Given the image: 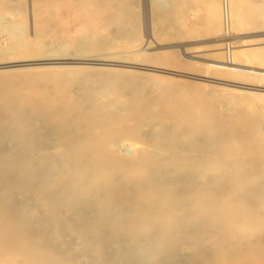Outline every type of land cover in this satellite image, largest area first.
Instances as JSON below:
<instances>
[{
    "label": "bare ground",
    "instance_id": "bare-ground-1",
    "mask_svg": "<svg viewBox=\"0 0 264 264\" xmlns=\"http://www.w3.org/2000/svg\"><path fill=\"white\" fill-rule=\"evenodd\" d=\"M48 1L0 0V264H264V107L126 73L128 55L58 53L57 27L99 1ZM218 2L201 64L264 82L248 47L264 34L238 32L251 1ZM33 40L47 52L21 56Z\"/></svg>",
    "mask_w": 264,
    "mask_h": 264
},
{
    "label": "rangeland",
    "instance_id": "rangeland-1",
    "mask_svg": "<svg viewBox=\"0 0 264 264\" xmlns=\"http://www.w3.org/2000/svg\"><path fill=\"white\" fill-rule=\"evenodd\" d=\"M21 1L22 7H24L26 0ZM42 1L44 0H40V2ZM77 1L82 2V0H76V2ZM98 1L101 4H103L102 2L104 1V6L101 7V4L97 2V6L99 7H90L91 13L89 12V14L83 12L84 9H81L82 11L76 9L71 13L72 15L68 18L67 22H62L60 26L57 27L58 29H56V31L58 30L59 32H55V34L58 33L56 34V37L59 35L60 38H63L62 42H66L67 45L65 43L64 46L61 42L62 48H59L60 44H58V49L56 47H51L50 50H52V48L54 50L55 48L58 53H74L77 56H83L86 54L87 56L92 54L100 55L102 52V54L113 52L128 55L130 61L134 62V64H128L123 67L119 66L121 70L127 69L128 71L124 70L126 73L129 71L131 73L132 71L139 76H146L145 78H156L164 83H177L184 87H196L199 91L203 92L210 91L216 96L217 94L222 95L229 100L228 105L230 108L235 106L234 102L231 100L236 97L241 101V106L243 107L248 103H253L256 108L257 106L258 108L264 107V96L262 95L264 94V82H260L259 84V82L256 81V79L253 80V78H235L240 82L252 84L249 86L237 83L239 85L238 87L235 83L233 84L231 82V84L228 81L215 79L218 77L220 78L221 76L211 70H207V68L201 64L204 62L201 57H215L212 51H210L212 44H209L208 41H211L217 34L210 27H202L204 23H207L209 16L211 17L212 15L210 11L213 10L210 7H212L211 3H213V0H156L155 2H151L152 13L149 12L150 14L146 12L149 0ZM218 1L220 0H215L214 4L216 6H218ZM249 1H251L247 2L249 7L248 5L246 7V9L249 8L247 11L248 14L246 12V18H244L243 23H241L242 26L239 25L238 32L239 34L243 33V35L246 36L263 35L264 14H262V12L264 11V0ZM48 2V0L45 1L46 4ZM17 3L20 2L17 1ZM43 3L44 2L40 3V8L38 10L48 12L49 6L45 3L43 5ZM78 4L81 3L77 2L76 5ZM41 5H43L44 8L43 6L41 7ZM19 6H21V4ZM106 6L107 8H105ZM93 8L94 10H92ZM215 8L217 10V7ZM209 13L211 15H209ZM249 13H252V15L255 14V16H249ZM44 23L46 25L40 23L39 25L41 26L37 29L40 31L41 28H44L47 30L43 29V32H51L50 25H47L48 20L44 21ZM197 26L200 28H195ZM28 27L29 26H27L26 29L27 35L30 33V27ZM236 29H238V27ZM42 31L37 35V38L41 35L40 38H36L37 41H41V38H43L42 42H50V40H52L50 37L55 39V36H53L52 33L51 35L49 32V35H47V33L44 32V34ZM243 35L241 34V36ZM261 37H259V40H253L252 42L254 44L248 43L249 49L255 48L258 53L264 50V36ZM135 41L137 43H142V45L149 43V45H146L148 47L147 54H141L138 51L133 52L131 50ZM32 42H35V44L33 43L29 46L30 48L19 50L21 56L35 54L36 52L38 53L39 48L36 45L39 42L34 40ZM232 42L233 44L231 46H234V41ZM238 44L240 43H237L236 45ZM163 46L175 47L162 48ZM46 48L49 47L47 46ZM46 48L44 47L43 50H46ZM43 50H39V53L36 55H40L41 52V54H44ZM45 52H47V50ZM245 59H247V56ZM257 63L253 60L251 63L249 62L250 66L253 64L251 67L258 68L261 65L259 63L258 65ZM254 64L258 66H255ZM148 65H152L153 67ZM37 66L38 65H36V67ZM79 66H83V64ZM88 66L102 67L101 65L93 64H88ZM114 67L117 68V66H112V68ZM199 75H207L208 77ZM257 84L262 86L258 87L256 86ZM239 91H242L241 95H239ZM258 98L260 100H258ZM223 117L225 116L222 115L221 118Z\"/></svg>",
    "mask_w": 264,
    "mask_h": 264
},
{
    "label": "built area",
    "instance_id": "built-area-1",
    "mask_svg": "<svg viewBox=\"0 0 264 264\" xmlns=\"http://www.w3.org/2000/svg\"><path fill=\"white\" fill-rule=\"evenodd\" d=\"M224 42L226 43V48H224L225 52H227V56L230 57L232 55V37L230 36V22L229 18L227 16V13L225 12V19H224Z\"/></svg>",
    "mask_w": 264,
    "mask_h": 264
}]
</instances>
